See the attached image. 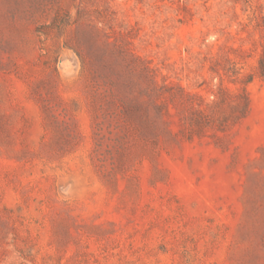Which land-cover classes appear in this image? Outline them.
Masks as SVG:
<instances>
[{"label": "rangeland", "instance_id": "374dc122", "mask_svg": "<svg viewBox=\"0 0 264 264\" xmlns=\"http://www.w3.org/2000/svg\"><path fill=\"white\" fill-rule=\"evenodd\" d=\"M0 264H264V0H0Z\"/></svg>", "mask_w": 264, "mask_h": 264}]
</instances>
